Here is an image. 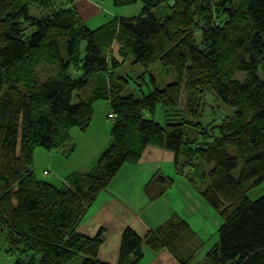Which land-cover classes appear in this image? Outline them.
<instances>
[{
    "label": "trees",
    "instance_id": "16d2710c",
    "mask_svg": "<svg viewBox=\"0 0 264 264\" xmlns=\"http://www.w3.org/2000/svg\"><path fill=\"white\" fill-rule=\"evenodd\" d=\"M137 1L143 3L140 16L115 17L91 30L70 6L73 0H0V234L6 252L27 257L16 264H110L99 258L104 229L91 237L77 228L121 169L156 147L174 153L177 175L188 177L223 219L207 263L264 264V195H247L264 182V0L114 4ZM131 55L145 70L160 63L177 81L140 99L123 95L128 81L115 70ZM44 65L54 69L45 79ZM238 72L247 74L244 81L235 78ZM207 91L235 111L212 128L214 136L199 121ZM100 99L109 104L111 142L94 169L73 172L59 187L38 179L36 150L63 148L74 128L87 133ZM159 104L179 119L162 125L147 118ZM194 130L203 137H191ZM201 178L208 182L204 190ZM197 238L179 216L145 237L126 227L117 264H140L144 246L192 264L197 250L185 261L180 251Z\"/></svg>",
    "mask_w": 264,
    "mask_h": 264
},
{
    "label": "rangeland",
    "instance_id": "374dc122",
    "mask_svg": "<svg viewBox=\"0 0 264 264\" xmlns=\"http://www.w3.org/2000/svg\"><path fill=\"white\" fill-rule=\"evenodd\" d=\"M78 1L73 0L70 4L77 11L82 23L91 30H95L113 18L132 19L140 16L143 10V3L137 1L133 4L116 6L114 0H97L101 8V20H84L78 12ZM77 16V17H78ZM86 19V18H85ZM197 44L201 43V34L195 35ZM39 71L42 78H47L48 75L54 73L53 67L44 65ZM78 75L77 71L73 73ZM264 77V73H260ZM125 77L128 81L124 86L123 95L133 94L137 98H142L145 94L152 92L155 87L158 89L165 88L168 84L177 81V74L174 71L167 73L163 72V67L160 63L155 64L149 70H145L141 65L134 63V57L131 55L125 64L119 66L115 70V77ZM247 77L245 72H238L235 78L244 81ZM119 82V80H117ZM186 92L183 91L181 98L180 109L184 108ZM94 117L91 126L87 133L81 132L78 128L71 130L72 141L59 150L47 151L37 149L35 152L34 171L38 179L51 182L56 186H62L63 182L73 172L88 173L92 171L97 164L100 156L106 151L110 145V132L112 128V119L109 118L110 108L106 100H97L94 103ZM234 109L224 105L217 95L212 91H207L204 94L201 102V117L199 121L209 129L210 134L217 135V132L212 129L221 120L228 115L234 114ZM169 111L162 105H157L154 114L145 112L147 118H154L158 123L165 125L167 122H174L178 117L169 115ZM179 119V118H178ZM177 119V120H178ZM202 130L190 131L191 137L200 139L203 136L199 135ZM214 138L209 141L212 142ZM75 147L72 154L69 151ZM150 149V148H149ZM153 152L147 151L144 155V163H152L160 166L159 170L154 173L158 174L153 182L150 181V186L145 189L135 188L133 195L126 197L122 201L125 214L121 218L107 219L104 225L106 227H98L97 231L92 233L93 225L98 216L93 210L90 214L85 215L81 221L77 231L87 236H95L97 232L103 228L105 231V245L102 247V256L107 253L112 257L114 252L115 263L110 261V264H117L119 261V249L121 237L126 227H132L141 237H145L149 229L156 228L161 222L164 223L173 216H179L186 221L191 229H193L198 238L197 241L188 245L184 251H180L183 261L191 254L192 250H197L192 264H208L207 254L218 242V229L223 224V219L213 206L201 196L196 189L191 186V183L185 175H177L174 163V153L168 150L154 148ZM227 152L232 156H237L238 152L235 147L228 146ZM243 167V160L239 159L237 169L233 172V176L237 179ZM150 174V172L148 173ZM137 178H143V172L137 173ZM150 178V177H148ZM161 179L166 182L162 183ZM170 180L173 182L171 183ZM208 186L207 180L201 178L199 188L204 190ZM157 191V192H156ZM154 193L155 201L149 202L148 196ZM161 195H159V193ZM146 194L148 196H146ZM158 194V195H157ZM251 200H257L264 195V182L250 189L247 192ZM100 201V202H99ZM101 203V198L96 202ZM95 209V208H94ZM146 219L152 221L155 225L147 227ZM111 221V223L109 222ZM161 223V224H162ZM123 224V230L119 231V226ZM156 226V227H155ZM118 229V234H117ZM7 243L4 241V235L0 234V264H16L18 260L27 261L26 256L19 254L8 255ZM76 264V263H74ZM140 264H181L167 249L160 252H154L144 246V258ZM213 264V263H212Z\"/></svg>",
    "mask_w": 264,
    "mask_h": 264
},
{
    "label": "crops",
    "instance_id": "0c3cea01",
    "mask_svg": "<svg viewBox=\"0 0 264 264\" xmlns=\"http://www.w3.org/2000/svg\"><path fill=\"white\" fill-rule=\"evenodd\" d=\"M97 5H100L97 0H79L78 1V12L84 20H90V19H95V20H101V8L98 7ZM86 18V19H85ZM108 23V22H107ZM156 147H151L148 149L149 151L153 152ZM160 149V148H158ZM147 150V151H148ZM163 150V149H162ZM144 158H142L141 162L138 163L137 165H129L126 164L121 171L118 173V175L115 177L114 181L112 182L111 186L109 189L106 191L102 192L99 198H101V203L96 202L93 204L91 208H89L88 212L86 215L90 214V212L93 210L95 211V217L98 216L97 220L95 221V224L93 225L92 228V233L97 231L98 227H101L104 225L105 221L107 219L113 220V218H121L122 214H125V210L122 207V201L127 199L126 197L132 196L134 192H136L134 189H145L148 185H150V181L154 178L156 171L159 170L158 165L152 164V163H144ZM143 172V178H137L138 175L137 173ZM150 172V174H148ZM150 177V178H148ZM137 193V192H136ZM146 196H148L146 194ZM149 202L155 201L154 198V193L151 192V194L148 196ZM100 202V201H99ZM95 208V209H94ZM111 223V221H109ZM146 222L148 223L147 227H153L155 224L152 221H149L146 219ZM162 223V222H161ZM160 223V224H161ZM159 224V225H160ZM107 223L103 226L107 228ZM123 224L119 226V231L121 232L123 230V227L120 229V227ZM158 226V225H156ZM155 226V227H156ZM118 229H117V234H118ZM105 245V244H104ZM103 247V246H102ZM102 247L99 252V258L102 261L115 263L114 259V252L112 257L107 255V253H104V256H102Z\"/></svg>",
    "mask_w": 264,
    "mask_h": 264
}]
</instances>
